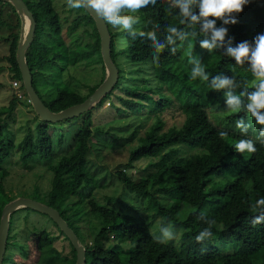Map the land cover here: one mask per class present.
Masks as SVG:
<instances>
[{"label":"trees","instance_id":"1","mask_svg":"<svg viewBox=\"0 0 264 264\" xmlns=\"http://www.w3.org/2000/svg\"><path fill=\"white\" fill-rule=\"evenodd\" d=\"M31 1H23L36 23L33 42L25 54L26 63L31 73L33 89L39 99L50 112L59 113L83 103L105 79L100 40L93 20L83 8L70 9L64 0L67 13L72 16L65 27L53 0ZM0 4L9 5L16 13L9 3ZM137 15L140 20L135 37L123 30L110 31L107 25L113 64L115 65V59L123 57L126 59L125 64L131 65L128 69H133L128 71L115 65L118 71L117 83L91 110L71 120L55 124L40 122L34 129H26L22 142L16 149L14 139L5 136L6 125L0 124V218L3 208L15 199L7 196L2 189V180L6 176L2 165L13 153H19V161L24 166H41L51 172L69 193L81 190L80 193L88 194L103 170L97 169L98 166L94 169V163L93 166L90 163L91 157L99 152L98 145L92 144L96 132L93 130L94 111L108 104L118 115L142 111L154 114L157 111L164 112L171 97L184 96L191 99L197 108L202 107L205 113L203 123H197L194 116L187 118L179 127L165 130V124L157 118L143 137L139 138L125 167L113 172L119 183L135 192L142 198L141 202L154 212L151 218L146 220L140 216L121 214L86 195L88 199L82 210H88L100 218L102 223L90 241H79L77 232L80 229L73 227L80 224L82 218H73L81 210L76 213L69 206L63 208L70 194L64 195L55 206V194H50L43 205L56 210L76 235L85 249V264H264V223L256 226L251 223L259 214V210L254 211L251 205L264 198V144L256 141L259 126L244 111L228 113L223 92L211 89L208 82L199 79L192 81L189 78L193 66L189 60L197 57L204 64L210 79L221 73L234 76L241 85L235 89L239 94L246 84L250 85L252 79L247 65L244 68L236 67L234 60L223 55V49L211 54L201 49L199 40L203 37L200 35H189L185 41L177 40L175 52L171 51L172 46H166L161 53H155L151 42L140 37L139 32L155 31L158 39L164 40L166 29L170 25L187 32L199 31L198 26L188 29L180 24L181 17L178 9L171 6V0H157L155 7L142 9ZM236 20V24L226 26V40H231L233 46L242 41L251 43L257 34H264V0H249ZM216 23L217 27L221 26V21L217 20ZM14 29L16 32L9 37V50L5 60L11 72V81L20 84V91L27 98L15 59L20 21ZM74 38L77 41L74 42ZM121 42L122 46L118 47L116 44ZM82 63L100 70V82L96 85L84 83L83 94L78 90L80 81L69 74L77 64ZM147 66L161 80L156 92L144 85L120 88V83L124 81L146 84L144 79H129L127 76L142 74V68ZM82 77L84 79L85 75ZM36 83L39 86L35 87ZM115 101L120 105L115 104ZM17 102L22 101H18L13 94L6 107L9 116L15 111ZM240 118L252 124L246 135L236 127ZM72 122H77L78 125L76 124L74 134L69 137L65 129ZM220 131H227L228 136L221 139L218 135ZM97 134L105 135L108 132L99 130ZM211 136L218 138L221 148L214 149L212 157L205 156L194 161L190 176L180 148L200 146ZM242 138L256 141L257 151L244 155L236 153L233 145ZM157 154L162 155L143 169L146 180H136L127 173L134 169L135 162L151 155L156 157ZM220 209H225L227 213L225 221L220 218ZM202 211H206L208 219L214 223L209 225L200 220ZM12 216L9 219L5 254L18 241H14L13 235L10 236ZM155 221H159L158 232L152 234L150 226ZM169 225L178 239L158 243L154 237L160 235L161 228ZM206 227H210L212 236L197 243L195 237ZM53 228L59 236H53L50 246L40 253L37 264H75L76 253L69 240L54 223ZM60 238L68 247L56 246H59ZM110 241H117L118 245L109 246ZM120 245H126V248L121 249ZM224 246H229L230 250L223 251ZM87 259H90L89 263ZM3 260L13 263L9 257Z\"/></svg>","mask_w":264,"mask_h":264},{"label":"rangeland","instance_id":"2","mask_svg":"<svg viewBox=\"0 0 264 264\" xmlns=\"http://www.w3.org/2000/svg\"><path fill=\"white\" fill-rule=\"evenodd\" d=\"M23 1L32 2L31 0ZM53 2L66 27L70 23L72 16L67 13L65 1L53 0ZM0 12V85H2L0 88V124L6 125L4 131L5 136L14 139L16 149L18 144L22 142L21 140L26 129H34L42 121L34 113L31 105H26L24 102H17L15 111L11 116L7 114L6 107L8 106L11 96L15 94V91L11 88V83L13 81H11V72H9V65L5 58L9 50V37L11 33L16 32L14 28L20 20L17 13H14L9 5L5 6V4H0ZM64 18H66L67 21H65ZM138 26L139 23L134 26L135 31L138 30ZM108 27L110 31L113 30L110 25H108ZM73 41H77V38H74ZM116 45L120 47L122 46V42ZM125 63L126 59L123 57L115 59V65L119 69L123 67L124 70H127L128 66H131ZM132 69L133 67H130L128 71ZM73 70L74 71H70L69 74L80 81L81 84L79 83L78 90L79 92L81 91L82 94L85 93V90L82 88L84 83L96 85L100 82V70L98 71V68H95L93 65L89 67V65L85 63L77 64ZM141 73L142 74L128 75L127 77L129 79H144L146 84H141L139 82L127 83L124 81L120 83V88L127 87V85L131 87L144 85L146 88H150L153 92H156L157 89L160 88L159 82L161 80L157 75L156 78L153 69L148 66L143 67ZM83 75H85L84 79L82 77ZM36 86L39 85L36 83L35 87ZM39 93L40 95L42 94L41 92ZM115 94L120 93L115 92ZM114 103L119 104L116 101ZM204 114L202 107L201 109L197 108V106L192 103L191 99L187 97L184 98V96H180L179 98L171 97V101L164 112L157 111L154 114L148 111H142L141 113L127 112L124 115H118L113 108L111 109L108 104H105L100 110L94 111L93 113V130L96 132H94L92 144L98 145L99 152L91 157L90 163L92 166L94 163V169L98 166L97 169L103 170L98 175V182L93 184V190L90 193H80L79 191L81 190H79L78 193H69L70 191L64 188L63 185H60V180L51 172H47L45 168L41 166L32 167L31 164H26L28 167L24 166L19 161V153H13L12 157L7 159L2 165L4 176L6 175L4 180H2L3 192L7 196L15 198L14 200L21 198L33 199V201L35 200L41 204H45L48 201L50 194L52 196L55 194L54 206L64 195L70 194L67 196L63 208L69 206L73 208V211H76V213H79L81 210V213L73 219L82 218V222L74 225V227L72 226L75 229L76 227L80 229L77 232L79 241H90L91 237L98 231L102 223L100 218L92 215L88 210H82L88 199L86 195H89V199L97 200V203L100 205H104L121 214L140 216L148 220V217L151 218L154 212L150 211L147 205L141 202L142 198L138 197L135 192L125 188L119 183L116 177H114L113 172L118 171L119 168L125 167L130 152L138 145L139 138L143 137L144 133L157 118L165 124L166 130L172 127H179L187 118L194 116L197 118V123L202 124L204 121ZM76 124L77 122H72L66 127L65 132L67 136L70 137V134H74ZM99 130L105 133L108 132V134H97ZM54 140L58 141L57 137H54ZM220 145L218 138L216 136H211L207 142L200 146L180 148L181 155L186 159L189 175L192 176L194 161H198L205 156L212 157L214 151L221 148ZM154 155L143 157L144 159L135 162L134 169L132 171L127 170V173L136 180H146L143 169L147 164L157 161L162 154H157L156 157ZM219 214L222 221L227 219L225 209H220ZM11 215L13 216L10 223V236L13 235L14 241L15 239L18 241L16 245L10 247L7 253L4 254V258L7 259V257H9L13 260V263H7L3 260L2 264H37L42 250L50 246L51 239L54 235L59 236L58 233L53 230L52 221L47 216L26 208L18 209ZM158 222L159 221H155L151 223L150 232L152 234L158 232ZM173 237H175L174 234ZM177 237L178 235L168 241L170 242L171 240L178 239ZM62 240L63 239L60 238L58 240L59 246L57 244L56 246L58 248L61 247V245L68 247V244ZM116 244L118 245L117 241H110L108 243L109 246ZM120 247L124 249L126 245H120ZM222 248L223 251L230 250L229 246H224ZM87 262L89 263L90 259H87Z\"/></svg>","mask_w":264,"mask_h":264},{"label":"clouds","instance_id":"3","mask_svg":"<svg viewBox=\"0 0 264 264\" xmlns=\"http://www.w3.org/2000/svg\"><path fill=\"white\" fill-rule=\"evenodd\" d=\"M249 0H171V6L178 9L181 17L180 24L188 29L199 28L198 32H187L175 26H168L167 35L164 40L157 37L155 31L139 32L140 37H145L151 42V47L155 53H161L166 46H172L171 51L175 52L177 40L185 41L189 35H200L201 49L207 50L209 54L216 50L223 49V55L234 60L236 67L244 68L251 74L250 85L237 94L235 89L241 85L234 76L219 74L211 79L205 70L204 64L197 57H192L189 63L192 64L190 80H200L208 82L211 89L223 92L225 109L228 113H240L241 111L251 118L258 127L256 141L264 144V34H257L253 41H242L235 46L231 40H226L228 36L227 25L237 23L236 16L241 13ZM70 9H91L107 25L113 29L127 31L131 36L137 35L134 26L139 23L140 17L137 15L142 9L149 6L155 7L157 0H66ZM198 10V11H197ZM217 20L221 21V26L217 27ZM249 87L251 90H249ZM236 127L242 134H247L252 127L251 122L246 123L244 118L236 122ZM221 139L228 136L227 131L218 133ZM253 139H239L233 145L234 151L240 155L245 153L253 154L257 151ZM252 209L259 210L251 223L253 226L264 223V198L258 199L251 205ZM199 219L205 224L211 225L213 221L208 219L206 211L200 213ZM212 232L210 227L204 228L195 237L197 243H202L210 238ZM173 238L171 225L163 227L160 235L154 237L158 243H165Z\"/></svg>","mask_w":264,"mask_h":264},{"label":"water","instance_id":"4","mask_svg":"<svg viewBox=\"0 0 264 264\" xmlns=\"http://www.w3.org/2000/svg\"><path fill=\"white\" fill-rule=\"evenodd\" d=\"M9 3L17 13L20 20L19 42L16 49L15 59L20 72L21 82L30 105L37 117L44 123H58L61 121L77 118L91 110L100 100L105 97L117 83L118 71L111 59L110 35L107 24L98 17L91 9L84 11L93 20L95 29L100 40V55L105 69V79L101 85L81 104L74 105L59 113L50 112L39 99L32 86V77L26 63L25 54L33 42L36 23L32 14L22 0H0ZM26 208L47 216L59 229V231L69 240L76 253L75 264H85V249L79 243L76 235L67 226L66 222L60 217L59 213L39 202L31 199H16L7 204L1 213L0 218V264L4 259L6 244L9 232V218L18 209Z\"/></svg>","mask_w":264,"mask_h":264},{"label":"built area","instance_id":"5","mask_svg":"<svg viewBox=\"0 0 264 264\" xmlns=\"http://www.w3.org/2000/svg\"><path fill=\"white\" fill-rule=\"evenodd\" d=\"M11 88L15 91V96L18 101L27 102V104L30 105V101L28 100V98H25L20 91V84L18 82L13 81L11 83Z\"/></svg>","mask_w":264,"mask_h":264}]
</instances>
